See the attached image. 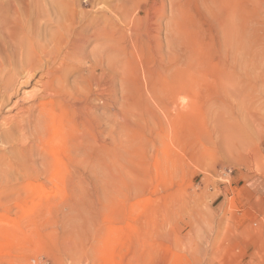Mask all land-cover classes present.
Instances as JSON below:
<instances>
[{"label":"rangeland","instance_id":"1","mask_svg":"<svg viewBox=\"0 0 264 264\" xmlns=\"http://www.w3.org/2000/svg\"><path fill=\"white\" fill-rule=\"evenodd\" d=\"M13 8L0 64L6 34L58 52L78 107L27 167L0 142V264H264V0H43L21 29Z\"/></svg>","mask_w":264,"mask_h":264},{"label":"bare ground","instance_id":"2","mask_svg":"<svg viewBox=\"0 0 264 264\" xmlns=\"http://www.w3.org/2000/svg\"><path fill=\"white\" fill-rule=\"evenodd\" d=\"M41 1L21 0V3L26 8L27 17H21L18 15L17 10L13 8L14 17L9 19L12 22L10 25L13 24L12 26L16 27V29H21L25 25H36V20L38 19H45L44 12L39 10ZM33 6L39 10L36 16H32L35 10ZM54 22L57 23L58 20ZM98 32L100 31H96V33ZM101 33L104 38L111 42L117 40V31L114 27H110L107 30L103 29ZM5 40L3 43L7 48H10V58L5 63L0 64L3 71L0 72V115L3 110L8 114L13 111L16 112L14 115H9L10 117L0 118V142L10 149L13 156L16 155L18 157L19 161L13 162L14 164L27 167L28 162L25 159V154L28 151L31 152L32 144L40 143L46 133L49 136L51 135L53 126L56 125L54 121L56 108L74 110L78 101L75 99L77 97L74 91L66 87L65 76L69 69L63 64L56 62L58 52L45 53L44 49L37 52L32 46L33 42L30 43V49L25 50L23 37L21 38L17 34H6ZM80 44L81 41L75 37L69 51L64 55L71 56L69 55L70 51L75 50ZM113 57L114 52L110 54V59ZM4 65H6L5 70H3ZM38 71L42 72L39 77L37 75ZM33 81V86L37 89L31 93H21ZM75 92L80 93L78 90ZM25 103H28L29 106L23 107ZM34 104L38 105L33 107ZM76 110L78 109L76 108Z\"/></svg>","mask_w":264,"mask_h":264}]
</instances>
